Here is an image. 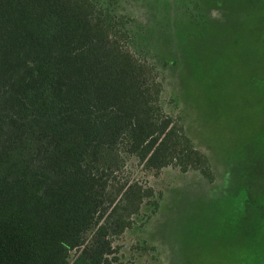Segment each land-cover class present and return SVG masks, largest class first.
Masks as SVG:
<instances>
[{
  "label": "trees",
  "instance_id": "1",
  "mask_svg": "<svg viewBox=\"0 0 264 264\" xmlns=\"http://www.w3.org/2000/svg\"><path fill=\"white\" fill-rule=\"evenodd\" d=\"M116 10L112 0H0V264H125L114 241L157 206L131 161L154 177L209 174ZM259 193L243 208L264 228Z\"/></svg>",
  "mask_w": 264,
  "mask_h": 264
},
{
  "label": "rangeland",
  "instance_id": "2",
  "mask_svg": "<svg viewBox=\"0 0 264 264\" xmlns=\"http://www.w3.org/2000/svg\"><path fill=\"white\" fill-rule=\"evenodd\" d=\"M155 66L161 101L178 115L209 174L168 167L114 241L125 264H260L264 228L243 208L264 192V0H112ZM139 37V39H138ZM256 198V199H255ZM247 201V204L250 201Z\"/></svg>",
  "mask_w": 264,
  "mask_h": 264
},
{
  "label": "snow or ice",
  "instance_id": "3",
  "mask_svg": "<svg viewBox=\"0 0 264 264\" xmlns=\"http://www.w3.org/2000/svg\"><path fill=\"white\" fill-rule=\"evenodd\" d=\"M260 264H264V260H261Z\"/></svg>",
  "mask_w": 264,
  "mask_h": 264
}]
</instances>
